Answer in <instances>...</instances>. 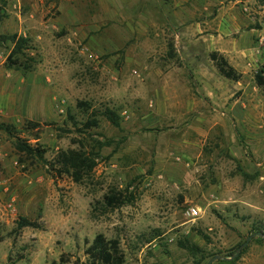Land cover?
Segmentation results:
<instances>
[{"label": "rangeland", "instance_id": "374dc122", "mask_svg": "<svg viewBox=\"0 0 264 264\" xmlns=\"http://www.w3.org/2000/svg\"><path fill=\"white\" fill-rule=\"evenodd\" d=\"M10 35L36 64L9 69L0 42V123L46 164L59 151L96 157L76 184L19 164L0 132V264H87L96 235L118 243L122 264H264V0H0ZM110 190L122 204L103 213ZM18 218L37 228L16 231Z\"/></svg>", "mask_w": 264, "mask_h": 264}, {"label": "trees", "instance_id": "16d2710c", "mask_svg": "<svg viewBox=\"0 0 264 264\" xmlns=\"http://www.w3.org/2000/svg\"><path fill=\"white\" fill-rule=\"evenodd\" d=\"M0 42H8L10 45L9 54L6 58L7 67L20 73H27L33 70L36 61L33 57L27 56L26 52H30L32 48L26 38L17 37L16 35L0 36ZM209 60L213 63L217 74L223 79L236 83L240 79V74L236 73L225 61V59L217 53H210ZM264 71L261 70L255 76V86L262 87L264 85ZM79 110L86 111L88 106L85 103H78ZM102 117L117 128V117L110 110H104ZM96 122L93 119L83 124V129L88 130L94 128ZM0 132L4 133L11 139V146L14 150L19 164L30 161L35 164L48 165L49 170L53 171L56 177L66 176L73 183L80 184L91 178L92 170L95 166L96 154L87 152L86 150H67L59 151L54 157L51 164H46L43 158L44 152L38 148H32L25 141L21 140L14 128L10 125L0 123ZM122 204L119 195L110 190L101 198L102 212L107 213L114 210ZM23 228H37L34 222L27 221L24 218H18L15 223V230L19 231ZM84 255L87 264H122L123 256L119 251L118 243L113 240H106L102 235H96L91 244L85 249Z\"/></svg>", "mask_w": 264, "mask_h": 264}, {"label": "crops", "instance_id": "0c3cea01", "mask_svg": "<svg viewBox=\"0 0 264 264\" xmlns=\"http://www.w3.org/2000/svg\"><path fill=\"white\" fill-rule=\"evenodd\" d=\"M230 67H234L233 65H231L229 62L227 63ZM233 70L235 71V68H233ZM245 83V77L244 76H242V77H240V79H239V81L238 82H236V83H234V84H232V89H234V90H240V91H242L243 90V94L245 93V88H244V86H243V84ZM210 94H213L212 93V91H210ZM206 95H208V94H206Z\"/></svg>", "mask_w": 264, "mask_h": 264}, {"label": "built area", "instance_id": "2783aa9c", "mask_svg": "<svg viewBox=\"0 0 264 264\" xmlns=\"http://www.w3.org/2000/svg\"><path fill=\"white\" fill-rule=\"evenodd\" d=\"M197 210L194 209V208H190L187 210V216L190 218V219H195L197 217Z\"/></svg>", "mask_w": 264, "mask_h": 264}, {"label": "water", "instance_id": "95a60500", "mask_svg": "<svg viewBox=\"0 0 264 264\" xmlns=\"http://www.w3.org/2000/svg\"><path fill=\"white\" fill-rule=\"evenodd\" d=\"M255 235H257L258 236V234H255ZM260 236V235H259ZM249 239H250V237H248L242 244H241V246L236 250V252H235V254H234V256L233 257H236V255H237V253L239 252V250L241 249V248H243L246 244H247V242L249 241Z\"/></svg>", "mask_w": 264, "mask_h": 264}]
</instances>
